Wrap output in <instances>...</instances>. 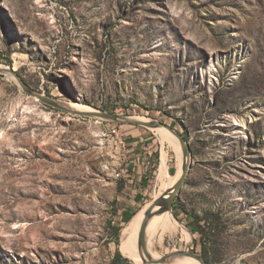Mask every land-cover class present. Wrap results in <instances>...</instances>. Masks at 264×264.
Masks as SVG:
<instances>
[{
    "label": "rangeland",
    "instance_id": "obj_1",
    "mask_svg": "<svg viewBox=\"0 0 264 264\" xmlns=\"http://www.w3.org/2000/svg\"><path fill=\"white\" fill-rule=\"evenodd\" d=\"M0 65L47 96L181 132L191 168L177 230L147 234L155 255L206 242L210 264H264V0H0ZM177 150L0 72V264H139L125 229L176 176Z\"/></svg>",
    "mask_w": 264,
    "mask_h": 264
},
{
    "label": "water",
    "instance_id": "obj_2",
    "mask_svg": "<svg viewBox=\"0 0 264 264\" xmlns=\"http://www.w3.org/2000/svg\"><path fill=\"white\" fill-rule=\"evenodd\" d=\"M0 72H7L10 73L11 75L15 76L20 83V85L23 87V89L29 93L30 95L40 99L42 102L56 108L59 110H63L65 112H69L74 115H81V116H86V117H94V118H101L104 120L108 121H114V122H126V123H132V124H139L143 125L149 128H156L159 126H165L168 128L180 141L183 150L185 152V156L188 161V165L185 169V172L182 176V178L179 180L177 187L175 190L173 189H168L163 195H161L159 198H157L153 202V206L147 210L145 219L143 221V226L139 235V245H140V253L143 258V264H164L170 262L172 259L176 257H181V256H187L193 259H196L200 261L202 264H209L208 261L206 260L205 256L203 253H198L195 251H191L189 249H183V250H175L169 254L163 255L159 259L153 258V256L150 254L149 249H148V244H147V236H146V229L147 225L150 221V219L155 216L156 214H161L166 211H172L174 207V203L176 201V197L179 195L181 186L183 185L185 178L187 177V174L189 173V170L191 168V163H190V156H191V151L190 147L187 144L186 139L184 136L181 134L180 131L176 130L175 128L157 121V120H152L150 122H143V121H138L132 119L130 116H123L119 115L117 113L113 112H107V111H102V110H80L77 108H74V105L77 104L76 102H65L60 99L54 98L47 96L44 93H41L39 91H35L32 89L23 79H21L16 72L13 69H8L5 71Z\"/></svg>",
    "mask_w": 264,
    "mask_h": 264
},
{
    "label": "bare ground",
    "instance_id": "obj_3",
    "mask_svg": "<svg viewBox=\"0 0 264 264\" xmlns=\"http://www.w3.org/2000/svg\"><path fill=\"white\" fill-rule=\"evenodd\" d=\"M0 70L5 71L8 70V67H5L3 65H0ZM74 108L80 109V110H96L95 108L87 105L82 104H75ZM134 120L143 121V122H150L152 119L146 118V117H131ZM153 129V128H152ZM158 130V132L165 138L168 139L170 142L174 144V146L178 149V154L180 156V168L174 177V179L169 183L167 187H165L159 194L156 195L155 200L159 198L161 195H163L168 189L175 190L177 187V184L179 180L182 178L185 169L188 165L187 158L185 156V152L183 150V147L179 141V139L165 126H159L154 128ZM2 133V132H1ZM177 138V139H176ZM179 143H178V141ZM179 144V145H178ZM151 201L148 204H146L138 213L137 215L132 219V221L129 223L127 228L125 229V239L122 242L121 249L125 254H129L131 257L135 258L136 261L139 264H143V258L141 256L140 251V245H139V235L143 226V221L145 219V215L148 209H150L153 206V202ZM168 230H177L176 226V220L174 219L173 213L171 211H166L161 214H156L153 216L146 229V236L149 234L151 241L154 239L153 237L164 233ZM150 254L155 259H159L161 257L155 255L152 251H150ZM172 264H201L200 261L187 257V256H181L176 257L170 261Z\"/></svg>",
    "mask_w": 264,
    "mask_h": 264
},
{
    "label": "trees",
    "instance_id": "obj_4",
    "mask_svg": "<svg viewBox=\"0 0 264 264\" xmlns=\"http://www.w3.org/2000/svg\"><path fill=\"white\" fill-rule=\"evenodd\" d=\"M203 217L199 216V215H195L194 216V221L193 223H195V225H197V227L194 229L195 232H198L201 234L202 236V241H206L207 239H212V232L209 230V232H207L208 230H206V228H204L203 224H201V222L203 221ZM206 222H208L210 224L211 222V218L208 216L204 219ZM210 229H212V227L210 226ZM120 231H121V226H117L116 227V241L117 243L119 244V236H120ZM206 242H204V251H203V254L204 256L206 257L208 263L210 264V261L208 259V255H209V252H208V249L206 248ZM117 260H127V261H130L128 258H125L122 254V252L120 251V249H118L116 251V254H115V257H114V261L116 262Z\"/></svg>",
    "mask_w": 264,
    "mask_h": 264
},
{
    "label": "built area",
    "instance_id": "obj_5",
    "mask_svg": "<svg viewBox=\"0 0 264 264\" xmlns=\"http://www.w3.org/2000/svg\"><path fill=\"white\" fill-rule=\"evenodd\" d=\"M113 132L116 133L117 135H119V134L117 133V130H116V129H113Z\"/></svg>",
    "mask_w": 264,
    "mask_h": 264
}]
</instances>
